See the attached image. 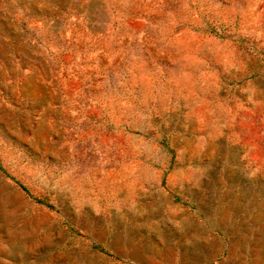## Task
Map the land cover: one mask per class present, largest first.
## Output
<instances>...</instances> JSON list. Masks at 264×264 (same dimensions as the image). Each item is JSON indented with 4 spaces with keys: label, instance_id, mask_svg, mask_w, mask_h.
<instances>
[{
    "label": "rangeland",
    "instance_id": "obj_1",
    "mask_svg": "<svg viewBox=\"0 0 264 264\" xmlns=\"http://www.w3.org/2000/svg\"><path fill=\"white\" fill-rule=\"evenodd\" d=\"M148 257L264 264V0H0V264Z\"/></svg>",
    "mask_w": 264,
    "mask_h": 264
},
{
    "label": "crops",
    "instance_id": "obj_2",
    "mask_svg": "<svg viewBox=\"0 0 264 264\" xmlns=\"http://www.w3.org/2000/svg\"><path fill=\"white\" fill-rule=\"evenodd\" d=\"M165 227L167 228L168 227V224H165ZM154 228H149V227H146V226H141V230L143 231V232H146V231H151V230H153ZM155 236V235H154ZM155 239V238H154ZM144 238H142L141 239V241L142 242H144ZM143 247H148L147 246V244H143L142 245ZM162 246H164L165 248H163ZM161 250L162 251H165L166 252V254H171V256H173L174 257V250H173V248H174V244H173V240L171 239L169 242L168 241H165V242H162V244H161ZM149 258V257H148ZM177 259H174L173 258V260H171L170 262H172L173 264L175 263V261H176ZM125 261H127L128 263L127 264H155V261L153 260V259H145V260H143V261H138V260H135V259H133V260H129V259H125ZM182 260H180L179 259V262H181ZM139 262V263H138ZM176 262H178V260L176 261ZM182 263V262H181Z\"/></svg>",
    "mask_w": 264,
    "mask_h": 264
}]
</instances>
